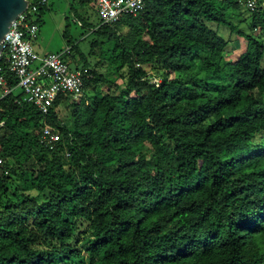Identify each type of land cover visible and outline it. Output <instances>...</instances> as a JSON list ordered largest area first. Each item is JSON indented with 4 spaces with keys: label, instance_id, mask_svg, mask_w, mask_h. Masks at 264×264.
Returning <instances> with one entry per match:
<instances>
[{
    "label": "trees",
    "instance_id": "16d2710c",
    "mask_svg": "<svg viewBox=\"0 0 264 264\" xmlns=\"http://www.w3.org/2000/svg\"><path fill=\"white\" fill-rule=\"evenodd\" d=\"M247 1L146 0L87 24L108 66L68 44L88 70L72 130L68 97L43 114L0 90V264H264V0ZM213 24L245 39L237 59Z\"/></svg>",
    "mask_w": 264,
    "mask_h": 264
},
{
    "label": "built area",
    "instance_id": "2783aa9c",
    "mask_svg": "<svg viewBox=\"0 0 264 264\" xmlns=\"http://www.w3.org/2000/svg\"><path fill=\"white\" fill-rule=\"evenodd\" d=\"M258 1L260 0H248L247 5L254 9ZM28 2L26 10L12 21L1 42L0 90L3 95L9 94L12 90L21 92L25 102L33 104L41 113L48 114L60 96L74 100L82 96L84 78L88 70L69 67L63 58L64 53L69 52V47L62 52H50L46 55H40L35 51L32 43L39 34L35 12L38 6L45 4L47 0ZM94 2L101 22L107 24L117 23L125 16L136 17L146 8V0H94ZM5 67L17 81L14 88L8 86ZM160 80L158 78L156 82ZM60 139L61 135L50 126L42 131L41 140L50 149Z\"/></svg>",
    "mask_w": 264,
    "mask_h": 264
},
{
    "label": "rangeland",
    "instance_id": "374dc122",
    "mask_svg": "<svg viewBox=\"0 0 264 264\" xmlns=\"http://www.w3.org/2000/svg\"><path fill=\"white\" fill-rule=\"evenodd\" d=\"M50 11L44 14L42 22L40 23L39 38L37 41L43 44L42 53L49 52H62L66 49L68 44H76L87 62L91 63L93 68L98 73H105L108 64L104 60L101 52L106 49V46H97L90 55V42L93 36L89 35L88 25L96 26L101 23L98 15L97 6L94 0H49ZM264 7V3L262 4ZM245 7H242V10ZM251 18L248 17L246 24H242L241 28L249 31L251 25ZM218 29L219 34L224 37L229 44L227 46L228 59H237L246 49V41L244 38L238 37L236 34L231 33L230 29L224 25L213 24ZM252 28V27H251ZM264 41V32L259 28L254 30ZM64 59L71 69L82 67L84 62L79 60L78 51L73 49L71 54L64 55ZM264 66V59L262 60ZM121 85L124 84L120 81ZM103 87L100 84L90 86L85 93L92 95L94 89ZM72 98L67 102H63L57 109L56 113L65 126L72 130V114L74 107L69 105ZM162 147L166 150V145L161 143ZM77 264H83L78 261Z\"/></svg>",
    "mask_w": 264,
    "mask_h": 264
},
{
    "label": "water",
    "instance_id": "95a60500",
    "mask_svg": "<svg viewBox=\"0 0 264 264\" xmlns=\"http://www.w3.org/2000/svg\"><path fill=\"white\" fill-rule=\"evenodd\" d=\"M28 4V0H0V53L2 50L1 42L9 30L10 24L20 13L26 10Z\"/></svg>",
    "mask_w": 264,
    "mask_h": 264
},
{
    "label": "crops",
    "instance_id": "0c3cea01",
    "mask_svg": "<svg viewBox=\"0 0 264 264\" xmlns=\"http://www.w3.org/2000/svg\"><path fill=\"white\" fill-rule=\"evenodd\" d=\"M38 38H39V35H38V37L36 38V39H34L33 40V47H34V49H35V51L38 53V54H40V55H46V54H48V53H42V51H44V49H43V44L42 43H40L39 41H37L38 40ZM50 53V52H49Z\"/></svg>",
    "mask_w": 264,
    "mask_h": 264
}]
</instances>
